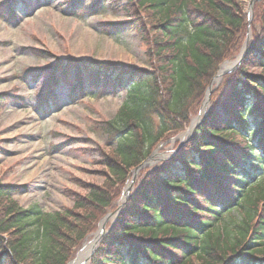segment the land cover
<instances>
[{
    "label": "trees",
    "instance_id": "1",
    "mask_svg": "<svg viewBox=\"0 0 264 264\" xmlns=\"http://www.w3.org/2000/svg\"><path fill=\"white\" fill-rule=\"evenodd\" d=\"M94 1L74 0L66 11L77 14L79 4L95 15L101 0ZM123 1L151 69L61 60L46 85L66 79L71 101L83 98L86 82L98 93L107 85L126 93L115 117L95 128L114 143L104 161L110 179L52 213L21 208L12 197L23 187L0 184V264H68L132 170L190 126L218 67L247 37L243 0ZM18 3L0 8L15 18ZM251 29L242 66L215 92L224 94L216 108L174 160L141 178L91 264H264V0L255 4Z\"/></svg>",
    "mask_w": 264,
    "mask_h": 264
},
{
    "label": "rangeland",
    "instance_id": "2",
    "mask_svg": "<svg viewBox=\"0 0 264 264\" xmlns=\"http://www.w3.org/2000/svg\"><path fill=\"white\" fill-rule=\"evenodd\" d=\"M8 1L0 0V4ZM243 2L248 14L250 0ZM94 3L84 0L83 5ZM72 4L74 0H19L15 18L9 15L7 6L0 8V184L23 187L12 197L23 209L36 205L44 212H62L72 208L75 198L86 195L89 187L105 185L110 171L104 161L111 156L114 143L95 128L100 121L113 119L126 99L124 91H115L111 85L102 94L91 91L86 82L83 98L71 101L66 79L46 86L50 69L69 59L151 69L148 47L134 26V18L122 11L123 0H101V9L95 15L85 13L79 4L73 9L78 13L73 15L66 11ZM250 35L249 42L252 29ZM243 48L229 61L240 59ZM72 72L71 84L77 81V73ZM249 72L260 73L255 69ZM222 82L213 85L206 107L205 95L198 114L184 132L159 143L142 163L140 175L130 173L120 185L112 208L68 264L94 240L104 218L110 216L106 229L111 227L125 196L137 189L146 173L171 162L183 151L193 138L194 128L207 119L224 95L222 91L215 94ZM49 93L50 99L44 103ZM232 216L234 221L239 220L237 213ZM227 223L233 224V220L228 218Z\"/></svg>",
    "mask_w": 264,
    "mask_h": 264
},
{
    "label": "bare ground",
    "instance_id": "3",
    "mask_svg": "<svg viewBox=\"0 0 264 264\" xmlns=\"http://www.w3.org/2000/svg\"><path fill=\"white\" fill-rule=\"evenodd\" d=\"M231 67H232L231 63L225 64L224 66H222L219 70L218 77L215 79L214 83H218L221 79V76L224 74V72L227 71ZM100 228H102V226ZM101 235H102V230H100V232L96 235L94 240L88 242L83 247L82 251L79 253L77 258L71 264H88V260L91 256L93 250L95 249L98 240H100Z\"/></svg>",
    "mask_w": 264,
    "mask_h": 264
},
{
    "label": "water",
    "instance_id": "4",
    "mask_svg": "<svg viewBox=\"0 0 264 264\" xmlns=\"http://www.w3.org/2000/svg\"><path fill=\"white\" fill-rule=\"evenodd\" d=\"M253 3H254V0H252L251 6H250V13H251V14H250V21H252V18H253ZM241 62H242V58L239 59L237 62H235L234 65H233L229 70L225 71L224 74H223V76L226 75V74H229V73H232V72L236 71V70L240 67ZM211 92H212V84H211V86H210L209 89H208V97H209V95H210ZM208 97H207V99H206V102H207V103H208V101H209ZM190 133H191V132H190ZM192 134H193V133H191V135H192ZM107 233H108V232L104 231L103 234H104V235H107Z\"/></svg>",
    "mask_w": 264,
    "mask_h": 264
}]
</instances>
